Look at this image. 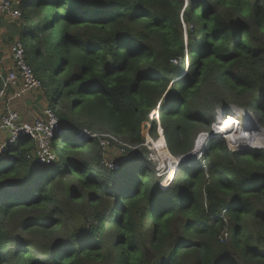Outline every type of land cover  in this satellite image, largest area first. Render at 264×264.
<instances>
[{"label":"trees","instance_id":"obj_1","mask_svg":"<svg viewBox=\"0 0 264 264\" xmlns=\"http://www.w3.org/2000/svg\"><path fill=\"white\" fill-rule=\"evenodd\" d=\"M20 9L19 19L0 17V41L24 44L62 130L50 164L25 157L35 148L27 138L7 149L0 264H264V144L232 150L212 138L202 162L178 166L172 191L143 145L149 134L187 154L230 103L240 109L218 117L245 112L243 146L248 130L264 138L246 112L264 128V0H22ZM84 127L109 133L79 137ZM118 141L136 148L114 169L103 151Z\"/></svg>","mask_w":264,"mask_h":264},{"label":"built area","instance_id":"obj_2","mask_svg":"<svg viewBox=\"0 0 264 264\" xmlns=\"http://www.w3.org/2000/svg\"><path fill=\"white\" fill-rule=\"evenodd\" d=\"M21 3L22 0H0V17H9L13 20L19 19L21 17ZM9 51L12 67L3 70L0 64V105H4V110L0 113V161L5 158L8 147L16 146L20 138H27L34 143L35 148L31 152H26L25 157L30 159L35 158L40 164H50L55 159V150L52 147L53 138L62 130V126L56 114V108L46 106L38 118L23 120L20 114L11 107V101L20 99L25 93L41 87L42 83L34 74L32 66L28 63L25 46L21 41H13L10 44ZM4 100L6 101L4 102ZM217 110L215 120L218 119L219 115L231 114V112L225 113L222 109ZM246 112L251 116L252 121H254L252 114L248 111ZM216 125L217 122L215 121L210 129L213 130ZM211 130L210 132L202 131L199 134L204 135L203 145L196 150V153L198 152L201 157L204 152V147H206L211 136L213 137V135L216 134L226 136L222 132L211 133ZM78 136L86 137L90 136V134L86 130H81L78 132ZM114 140L116 139L114 138ZM101 142L108 143L106 139H102ZM228 144L233 150L240 148L234 147L230 142H228ZM190 152L187 154H191ZM187 154L176 157V162L179 163ZM9 160L11 162L12 159ZM225 211L226 210H222L223 218H225Z\"/></svg>","mask_w":264,"mask_h":264},{"label":"rangeland","instance_id":"obj_3","mask_svg":"<svg viewBox=\"0 0 264 264\" xmlns=\"http://www.w3.org/2000/svg\"><path fill=\"white\" fill-rule=\"evenodd\" d=\"M25 1L28 2L30 0H25ZM187 3H188V0H184V6H186ZM15 40H17V38H13V40L10 39V40H5V41H0V50H1L0 51V64L3 67V69H7L8 67L9 68L12 67V61L10 58L9 47H10V44ZM3 42H5V43L3 44ZM185 61H186V65H187V62H188L187 59ZM172 62H173V64L176 63V61H172ZM54 100L57 101L58 98H55ZM5 101L6 100H4V102ZM47 105H49V102H48V99L45 95V92H44V89L42 88V86L36 90H31V91L25 93V95L23 97H21L20 99H16V100L11 101V107L20 114V116L23 120H33V119L38 118L41 115L42 110ZM226 106H227L226 110L228 112H231V114L229 113V115H226V117L232 116L235 109H240V108H236V106L233 103L227 104ZM3 110H4V105L1 104L0 105V113H2ZM217 112H218V110H217ZM217 112H215L214 121L212 122V124L215 122ZM252 117L254 118L253 113H252ZM156 121H157V119H156ZM216 121H217V125L214 128L216 133L217 132L218 133H221V132L224 133L223 129L226 127V124L229 123V121H226L225 119H220V118L216 119ZM230 122H232V121H230ZM245 122H246V120L243 121V124H241L240 126L237 125V127H239L240 136H238L239 140L236 144H233L234 142H231L229 137L226 136V139L229 142H231L234 147H240L243 145L244 133H243V138L241 139V129L244 126ZM254 122H255V118H254ZM212 124H211V126H212ZM101 126L102 125H100V128L102 129L103 127H101ZM81 130H86L90 134V136H86L87 138L97 136V137H100V139H101L103 136L102 134L109 133L108 130L91 131L85 127ZM210 130L211 129H209V132H210ZM202 131H204V130H202ZM202 131H200V132H202ZM254 131L255 130L253 129V132ZM257 131H255L254 133L258 134V133H256ZM155 132H156V135L158 136V138L161 139L162 137H160L158 135V133L156 131V127H155ZM200 132L196 135L195 141H197L199 139L198 135L200 134ZM204 132H208V131H204ZM248 135H249L251 141L249 142V144L247 146L255 145L253 147H261L264 144V138H258L256 136L254 138L252 133L249 130H248ZM212 138H221L224 140L222 134L213 135V137L211 136L210 140ZM203 139H204V135L201 137V140H203ZM121 142L118 141V143H121ZM101 144H106V143L101 142ZM194 144H195V142H194ZM143 145H144L145 149H147L151 152L147 161L148 162L150 161V163H151L150 166L153 167V169L156 172V175H162L164 173L163 178L159 184V186L162 189H170L171 191L174 190L175 187H173L174 184L172 185V180L175 177V172L177 171L179 165H181L183 163L188 165V164H190V161H196V163L202 162L203 156L201 157V155H199L198 152L196 153V151H193V149L190 152L192 154V156L188 161H184V162H180V163L176 162L177 156L172 155L170 153V151H168L166 149L164 142L161 143L160 141H157L155 138L151 137L149 134L144 135ZM200 145L201 144H198L194 150H198ZM125 146L126 145L124 144V142H122L121 145L111 144L108 147H104L103 157H104L105 161H107V163L111 162L112 168H114V169L117 168L118 166H120L125 161L124 158H126L128 156V154H127V148L128 147L131 148V149H129L130 151H132L136 148V147H133L131 145L130 146L128 145V147L126 149H124ZM204 149H205V147H204ZM241 149H243V148H241ZM131 154H132V152L129 155H131ZM1 166H3L2 163H0V172L2 170ZM125 170L126 169H124V171ZM4 183L6 185H10L9 181H7V180H4ZM11 188H9V189H11Z\"/></svg>","mask_w":264,"mask_h":264},{"label":"bare ground","instance_id":"obj_4","mask_svg":"<svg viewBox=\"0 0 264 264\" xmlns=\"http://www.w3.org/2000/svg\"><path fill=\"white\" fill-rule=\"evenodd\" d=\"M245 110V109H244ZM219 118V117H218ZM223 118H226V117H223ZM223 118H221L220 117V119H223ZM246 120V115H245V112H243V113H241L240 115H239V118L238 119H236V122H229V123H227V125H226V127L223 129L224 130V133H225V135L226 136H228L229 137V139H230V141L231 142H234L233 144H236L237 142H238V140H239V138H238V136H240V132H239V127H237V125L238 126H240L241 124H243V121H245ZM216 121V120H215ZM217 122V121H216ZM238 122V123H237ZM251 123V122H250ZM250 125V124H249ZM250 129V128H249ZM212 132H216L215 131V129H213V130H211V133ZM210 133V134H211ZM218 133V132H217ZM243 133H244V131H243ZM161 135V134H160ZM200 136V135H199ZM204 140V139H203ZM203 140L201 141V145H200V147L203 145ZM248 145V144H247ZM247 145H244V146H247ZM250 146H255V145H250ZM240 147H243V145L242 146H240ZM192 151V150H191ZM193 151H196V150H194L193 149ZM195 163V162H194Z\"/></svg>","mask_w":264,"mask_h":264},{"label":"clouds","instance_id":"obj_5","mask_svg":"<svg viewBox=\"0 0 264 264\" xmlns=\"http://www.w3.org/2000/svg\"><path fill=\"white\" fill-rule=\"evenodd\" d=\"M223 110V109H222ZM225 113H229L228 111H225V110H223ZM248 112H250L251 114H252V112L251 111H249V110H247ZM254 116V115H253ZM255 118V117H254ZM254 122V121H253ZM254 124H256V121L254 122ZM258 125V124H257ZM155 127H156V131H157V133H158V135L160 136V137H162L163 136V128H162V126H161V124H160V122H159V120H157L156 121V124H155ZM211 128V127H210ZM162 136H161V135ZM223 138H224V140L228 143L229 141L226 139V136H223ZM231 143V142H230ZM232 144V143H231ZM233 150V149H232ZM235 150H238V149H235ZM3 160V159H2ZM2 161H0V163H1ZM193 161H190V164L192 163ZM190 164H188V165H190ZM221 216H222V212H221Z\"/></svg>","mask_w":264,"mask_h":264},{"label":"water","instance_id":"obj_6","mask_svg":"<svg viewBox=\"0 0 264 264\" xmlns=\"http://www.w3.org/2000/svg\"><path fill=\"white\" fill-rule=\"evenodd\" d=\"M237 108V107H236ZM255 126L258 128V129H260L261 131H263L264 132V128L263 127H261V126H259V125H257V124H255ZM241 148H246V149H252V148H258V147H253V146H243V147H240V148H238V149H241ZM191 154H187V155H185V157H183L181 160H180V162H184V161H188L190 158H191ZM179 162V163H180Z\"/></svg>","mask_w":264,"mask_h":264},{"label":"crops","instance_id":"obj_7","mask_svg":"<svg viewBox=\"0 0 264 264\" xmlns=\"http://www.w3.org/2000/svg\"><path fill=\"white\" fill-rule=\"evenodd\" d=\"M8 31L7 27L4 25V26H1L0 28V35H4L6 32ZM1 37V36H0ZM1 51V50H0ZM4 52V51H3ZM2 57V56H1Z\"/></svg>","mask_w":264,"mask_h":264}]
</instances>
